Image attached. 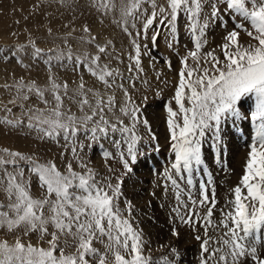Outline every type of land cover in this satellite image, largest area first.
Returning a JSON list of instances; mask_svg holds the SVG:
<instances>
[{
    "label": "snow or ice",
    "instance_id": "1",
    "mask_svg": "<svg viewBox=\"0 0 264 264\" xmlns=\"http://www.w3.org/2000/svg\"><path fill=\"white\" fill-rule=\"evenodd\" d=\"M98 2L105 14L119 12L120 18L114 22L130 38L133 48L128 56L129 72L133 71V64L137 73L143 72L141 44L137 41L148 38V29L154 23L168 28L171 48L174 42L179 43L177 24L181 18L185 20L193 47L182 57L177 53L180 69L172 97L176 107L169 102L166 108L168 139L174 152L170 169H165L163 183L165 192L171 189L175 200L170 209L171 235L180 237L177 223L193 232L202 229V235H195L201 242L200 264H264V247L258 246L255 235L264 229V0ZM144 5L149 6L150 13ZM205 7L207 14L202 15ZM138 20H143L141 29L130 31V28L136 29ZM229 22L233 27L224 33L217 46L220 55L216 49L205 52L209 27L218 25L226 29ZM83 31L90 32V29L84 27ZM241 33L249 38L247 43H241ZM158 37L159 29L154 28L153 44ZM95 39L92 37L89 42ZM109 46H112L111 40L97 45V54L90 60L86 58L87 71L107 90L104 94L85 90L81 77L80 110L84 112L86 105L89 111L79 118L62 111L64 99L60 89L63 88L66 95L68 84L61 85L51 79V102L54 103L51 115L44 117L42 110L36 109L27 125L40 134V139L51 140L61 136L65 141L73 140L82 127L91 133L93 140L98 133L107 137L110 132H119L122 142L113 140L115 152H103L107 173L91 168L79 156L76 147L72 148V155L82 171L74 169L70 162L61 170L54 161L41 163L38 156L4 149L0 155V187L7 194L8 203H0V228L14 233L15 237L12 243L0 240V264H179V250L167 244L160 245V249L168 248L172 257L165 254L153 259L149 254L151 248L146 247L150 242L133 215L134 205L125 198L124 177L132 174L140 163L138 144L143 137L138 134V126L143 127L152 140H156V135L144 115L143 101L138 104L125 87L122 74L102 62L111 57ZM144 47L146 49V45ZM33 49L34 58L44 56L39 47L33 45ZM51 59L45 60L49 69ZM78 63L85 61L78 60ZM166 64L172 70L171 61ZM136 78H128L130 87H136ZM17 87L27 88V92L34 93L45 106L50 103L35 83L25 85L21 80ZM117 88L123 94L118 108L120 115L116 114ZM87 92H92L94 104L90 103ZM22 98L29 97L24 94ZM247 99L252 103L249 109H244L242 101ZM121 116L127 117L128 123ZM32 119L40 126L33 125ZM3 122L13 124L7 119ZM237 122H250L254 127V134L250 136L254 138L249 144L239 182L229 190L231 195L224 206L217 209L211 180L199 182L197 197L192 191L197 187L194 176L206 167V142L211 140L222 154L226 127L238 126ZM22 123L16 121L14 126ZM21 161L31 174L27 178ZM113 162L119 167H114ZM31 176L37 178L39 196L32 194ZM214 210L220 213L218 223L213 220ZM31 234L36 235V243L26 239Z\"/></svg>",
    "mask_w": 264,
    "mask_h": 264
},
{
    "label": "rangeland",
    "instance_id": "2",
    "mask_svg": "<svg viewBox=\"0 0 264 264\" xmlns=\"http://www.w3.org/2000/svg\"><path fill=\"white\" fill-rule=\"evenodd\" d=\"M161 2L162 0H157L158 4ZM117 3H119V0H117ZM143 7L148 8L149 13L151 12L148 5ZM207 11L208 9L205 7L202 15H206ZM119 18L118 10L105 14L98 0H0V155H3L4 149H8L30 156H38L41 163L54 161L61 170L70 162L74 169L82 171L78 168L77 159L72 155V148L76 147L79 156L88 162L91 168L101 174L107 173V162L103 157V152H115L113 140H121L122 142L119 132H110L107 137H103L98 133L97 139L93 140L91 133L85 131L82 127L73 140L65 141L61 136L57 137L59 141L57 142V140L48 138L40 139V134L34 128L27 127V125L36 109L42 110L44 117L51 115L50 109L54 106V103L51 102V79L61 85L68 84L66 95H64L63 88L60 89L64 99L62 111L70 115L74 114L78 118L82 117L84 112L89 111L86 105L84 106V112L80 110L82 97L78 86L81 77H83L86 85L85 90L92 89L93 91H100L101 94L105 93L103 90L105 87L87 71L86 58L90 60L91 57L97 54V45H104L108 40L112 41V46H109L111 57L102 60L111 69L117 70L113 67L116 57L131 63L128 59L129 53L133 52L131 40L121 30V27L114 22ZM142 24L143 20L136 21V29L130 28V31L135 32L141 29ZM84 27L89 28L90 32L83 31ZM232 27V22L228 23L226 29L218 25L210 26L206 34L207 45L204 51L216 49L217 55H220L217 46L221 43L224 33ZM154 28L159 29V37L155 44L152 42ZM100 29L102 35H104L103 38L99 36ZM188 36V39L180 42L181 33L177 32L179 43L174 42L170 48L168 46L171 38L169 30L157 22L148 29L146 40L138 39L137 41L141 44V67L143 72H135L137 78L134 81L142 76L145 81L141 84V87L136 89V102L139 104L143 101L144 115L151 123L156 140H152L144 128L138 126V134L143 137L138 144L140 163L136 165L132 174L124 177V190L125 198L134 205L133 215L150 242L148 245L159 249L157 253L150 254L154 260L165 254L169 258L172 257V253L169 252L168 248L160 249V245H173L170 242L154 240L148 227L156 224V227L164 226L165 231L166 226L171 230L173 228V223L170 220V209L175 204L174 194L171 189L165 192L163 188L165 169H170L173 162L171 158L174 156V152L170 147L172 142L168 139L166 108L169 102L171 106L176 107L172 97L177 83L176 73L180 69L177 53L182 57L187 49L193 47V44L188 41L192 40V36L190 34ZM92 37H96L95 41L89 42ZM163 40L165 44H163ZM248 40L249 38L241 33V43H247ZM33 45L43 50L44 56L42 58L32 56ZM21 49L23 50L21 51ZM69 56H71V59H69ZM48 57L52 58L50 61L51 69L45 63ZM78 60L85 61V63L79 64ZM146 61L148 62L146 63ZM166 61H171L172 70H169ZM192 63L190 61V64ZM133 70H135L134 64ZM21 80L25 85L35 83L38 88L44 91L45 99H48L50 103L45 106L34 93H28L27 88L19 89L17 85ZM24 94L28 95L27 100L22 98ZM87 97L90 103H95L92 92H87ZM145 97L147 99H144ZM11 101H15V103H11ZM249 103L251 105V99L242 101V104L249 105ZM116 104L118 108L120 105L118 97ZM7 109H11V111L9 112ZM30 109L33 111H29ZM116 114L120 115L119 112ZM121 118L124 119L125 123H128L127 117L121 116ZM5 119L13 121V124L4 123ZM16 121H22L23 123L14 126ZM31 123L40 126L35 119H32ZM91 126L90 124L89 127ZM159 130L163 132H157ZM222 153H224L223 150ZM247 153H249L248 145H246L244 153L235 156L233 158L235 160L232 159L230 169L234 170V173L229 176L217 177V182L214 185L218 201L217 209L224 206L225 201L231 195L229 190L241 178L248 157ZM4 158L7 159L8 157L5 156ZM224 163L226 164L227 161ZM20 164L25 168V177H29L31 174L28 172L27 166L23 161ZM168 164L170 165L168 166ZM113 166L119 167L114 162ZM205 176L207 177L206 174ZM31 185L32 194L39 196L40 189L37 186L35 176H31ZM139 189L141 190V197L137 198L134 190ZM209 194L211 195V186ZM0 203H8L7 194L2 187H0ZM218 219H220V213L214 210L213 220L218 223ZM175 226L180 232L179 238L185 243L191 239L194 240L189 242L192 248L190 251L180 252V247H177L180 253L177 257L179 264H200L202 253L199 243L201 242L195 239V235H202L203 230L199 229L197 232H193L182 224L177 223ZM209 234H212L211 229ZM14 237V233H7L5 229L0 228V240L7 239L9 243H12ZM26 239H31L33 243H36L35 234H31ZM69 243H71L70 240ZM97 246L100 247V245Z\"/></svg>",
    "mask_w": 264,
    "mask_h": 264
},
{
    "label": "bare ground",
    "instance_id": "3",
    "mask_svg": "<svg viewBox=\"0 0 264 264\" xmlns=\"http://www.w3.org/2000/svg\"><path fill=\"white\" fill-rule=\"evenodd\" d=\"M177 26H178L177 27V32L181 33V38H179V41L181 42L184 39H188V37H189L188 36L189 29L185 27L186 26V22H185V20L183 18L180 19V21L178 22ZM99 36H100V38L104 37V35H102L101 29H100ZM188 41L191 44H193L192 40H188ZM163 44H165L164 40H163ZM147 62L148 61H146V63ZM114 63H115V65H113V67L117 68V70L122 74V78H123V82L125 84V87H128L129 92L132 94L133 98L136 100V98H137L136 89L142 86L141 84L145 81V78H143V76H142L141 78H138L136 81H134L136 87L132 88L128 84V78L133 77V76L137 77V75L135 74L136 71L133 70L132 72H129L128 71L129 62L127 63V62H125V60H121L120 58L115 59ZM119 79L120 78H118V80ZM103 90L105 92L107 91L105 88H103ZM115 96H116V101H117V97H118L119 103L121 105V103L123 102V94H122V92L120 91L119 88L115 89ZM243 107H244V109H249L250 103H249V105L248 104H243ZM118 108H117V112H119ZM237 124H238V126L237 125H229V126L226 127V132L224 134L223 141H222V144H221V147L222 148L224 147V149H222L224 153L221 154V152L217 151V148L213 146V142L211 140H208L206 142V144L204 146V156H205L206 167L204 168L203 171L197 172L195 174V176H194V181L197 182V187L192 189V191H193L194 195H196L197 197H199V182H206L208 180H211L212 185H215V183L217 182V177H219V176H229V175H232V173H234V170L230 169V163L233 160H235V159H233L235 156H238L239 154L245 152L246 145L249 146L251 140L254 138V136H250V133L254 134V127L250 124V122H237ZM157 132H163V131L159 130ZM109 138H107V139H109ZM110 139H112V138H110ZM162 140L164 141V138ZM168 158H171V157H168ZM225 161H227L226 164L224 163ZM169 165L170 164H168V166ZM205 174L207 175V177L205 176ZM130 183H131V181H130ZM137 186H139V185H137ZM142 186H141V188H142ZM210 186H209V188H210ZM139 190H134L135 193H136L135 195L137 196V198L141 197L140 196L141 195V190L140 191ZM142 194H143V192H142ZM149 225H150V223H149ZM148 228H150V232L152 234L151 237L154 240L160 241V242H168V243L170 242L176 248L180 247L179 248L180 252L181 251L184 252V250L185 251L192 250L191 245H189V242H192L194 240L191 239V240H189V241H187L185 243L181 238L173 237L171 235V229L168 226H166V231L164 229V226L156 227V224H155V226H152V227L149 226ZM255 235H256V238H257L258 246L264 247V229H262L259 233H256ZM199 244L201 245V243H199ZM146 247H150L151 250H152L149 254H155L158 251V249L155 246L146 245ZM200 250H201V248H200Z\"/></svg>",
    "mask_w": 264,
    "mask_h": 264
}]
</instances>
